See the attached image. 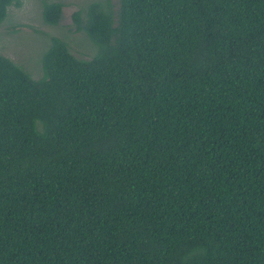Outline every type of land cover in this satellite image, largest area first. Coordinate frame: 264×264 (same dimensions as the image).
<instances>
[{
    "label": "trees",
    "instance_id": "16d2710c",
    "mask_svg": "<svg viewBox=\"0 0 264 264\" xmlns=\"http://www.w3.org/2000/svg\"><path fill=\"white\" fill-rule=\"evenodd\" d=\"M72 21L95 55L53 35L31 75L0 53V264H264V0Z\"/></svg>",
    "mask_w": 264,
    "mask_h": 264
},
{
    "label": "rangeland",
    "instance_id": "374dc122",
    "mask_svg": "<svg viewBox=\"0 0 264 264\" xmlns=\"http://www.w3.org/2000/svg\"><path fill=\"white\" fill-rule=\"evenodd\" d=\"M65 4L59 25H48L42 18L41 0H22L20 7H10L8 16L0 27V53L15 62L30 74L39 71L43 54L50 46L53 35L60 36L71 46L77 56L96 53V47L84 32L73 31L72 13L92 0H51ZM117 5L118 0H113ZM85 50L89 51L85 55ZM82 54V55H81ZM91 55V56H92ZM31 74V75H32ZM36 77L39 72L34 74Z\"/></svg>",
    "mask_w": 264,
    "mask_h": 264
}]
</instances>
